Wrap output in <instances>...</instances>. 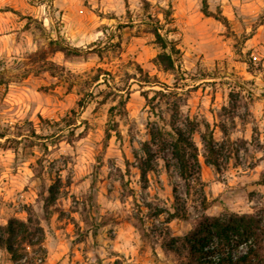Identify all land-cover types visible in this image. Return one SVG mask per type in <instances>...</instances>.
<instances>
[{
  "label": "rangeland",
  "instance_id": "374dc122",
  "mask_svg": "<svg viewBox=\"0 0 264 264\" xmlns=\"http://www.w3.org/2000/svg\"><path fill=\"white\" fill-rule=\"evenodd\" d=\"M99 1L0 0V232L30 215L44 230L19 262L0 244V264H179L167 233L201 214L264 217V0H207L227 23L203 0ZM155 27L178 70L153 62ZM174 127L192 131L199 180L180 175Z\"/></svg>",
  "mask_w": 264,
  "mask_h": 264
},
{
  "label": "trees",
  "instance_id": "16d2710c",
  "mask_svg": "<svg viewBox=\"0 0 264 264\" xmlns=\"http://www.w3.org/2000/svg\"><path fill=\"white\" fill-rule=\"evenodd\" d=\"M202 12L207 16L227 23L225 16L218 15L210 11L207 0H203ZM155 43L161 51L153 58V62L164 71H176L180 67L177 43L167 35L162 34L158 28L153 30ZM66 53L70 50L61 47ZM140 72L143 70L138 67ZM144 82L152 84L150 76L145 73ZM166 90H168V85ZM165 95V91H156ZM148 98L147 94H144ZM120 103L125 104L123 95H120ZM117 105L111 108V112ZM206 131L203 133V140L206 145V161L219 169V150L216 145L213 131L210 125H205ZM111 135L107 130V138ZM155 134L152 133V138ZM172 154L178 161L180 175L186 181L190 179L199 180L200 162L198 147L192 138V131L184 132L180 128L174 127V140L172 141ZM144 151L146 158L140 165L141 178L147 181V173L153 169L151 164L152 153L146 143ZM57 189L51 187L48 201H55ZM171 218H187L185 215L172 213ZM4 233L0 232V244L6 246L14 261L19 262L23 256L21 251L24 247L20 245H34L32 241L34 235L41 233L37 244L43 242V227L38 219H33L30 215L27 220L16 217L8 219L4 226ZM165 249L178 254L179 264H264V217L255 213L230 212L226 217L201 214L195 219L191 229L184 235H172L167 233Z\"/></svg>",
  "mask_w": 264,
  "mask_h": 264
},
{
  "label": "crops",
  "instance_id": "0c3cea01",
  "mask_svg": "<svg viewBox=\"0 0 264 264\" xmlns=\"http://www.w3.org/2000/svg\"><path fill=\"white\" fill-rule=\"evenodd\" d=\"M93 1H95L96 2V6H99L100 4H102V2L100 3V1L99 0H93ZM128 242V241H127ZM99 247H101V246H99ZM94 254H95V256H93V257H96L97 259L99 258V253H97L96 251H95V249H94ZM93 257H92V260H93ZM76 260H80L79 259V257H75V258H73V260H71V264H92L91 263V261L89 260V261H86L85 259L83 260V259H81V261L78 263ZM82 261H84V262H82ZM49 262H51V263H53V264H65L66 263V260L64 259V260H61L60 262L59 261H56V262H52L51 260L49 261ZM93 264H101L99 261H98V263H93Z\"/></svg>",
  "mask_w": 264,
  "mask_h": 264
}]
</instances>
